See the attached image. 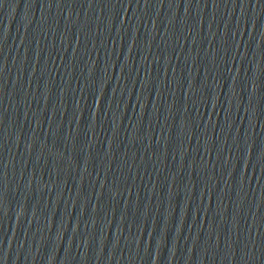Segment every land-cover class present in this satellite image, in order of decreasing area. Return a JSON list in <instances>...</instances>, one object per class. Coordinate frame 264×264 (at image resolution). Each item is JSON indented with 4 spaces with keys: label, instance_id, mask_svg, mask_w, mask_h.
<instances>
[{
    "label": "water",
    "instance_id": "1",
    "mask_svg": "<svg viewBox=\"0 0 264 264\" xmlns=\"http://www.w3.org/2000/svg\"><path fill=\"white\" fill-rule=\"evenodd\" d=\"M0 264H264V0H0Z\"/></svg>",
    "mask_w": 264,
    "mask_h": 264
}]
</instances>
